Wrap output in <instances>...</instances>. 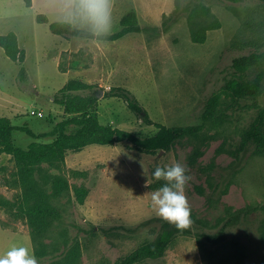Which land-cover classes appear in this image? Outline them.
Returning <instances> with one entry per match:
<instances>
[{"label": "rangeland", "instance_id": "374dc122", "mask_svg": "<svg viewBox=\"0 0 264 264\" xmlns=\"http://www.w3.org/2000/svg\"><path fill=\"white\" fill-rule=\"evenodd\" d=\"M197 5L210 10L195 20L197 28L214 19L220 22L218 29L207 31L203 43H194L190 36L188 15ZM131 11L137 15L139 33L93 43L54 35L48 24H39L38 14L52 22L40 0H32L31 7L23 0H0V35L15 33L25 51L24 62L19 64L0 49V117L10 118L16 127L12 137L17 147L26 148L35 141L20 127L42 135L38 142L52 140L48 133L67 116L53 97L69 80L95 85L101 124L138 138L154 135L157 128L135 116L124 100L104 97L110 88L128 90L163 125H199L207 99L225 84L232 60L251 49L243 44L264 34V2L259 0H116L110 33L120 29L121 18ZM253 102L224 96L217 124H209L199 138L177 140L168 151L147 154L127 142L90 145L68 152L57 167L43 163L49 180L62 177L87 194L82 204L67 196L56 199L64 211L63 221L39 242L62 247L77 239L81 255L76 264H116L156 237L159 223L147 221L159 217L145 194L165 182L154 180L151 172L156 165L177 161L191 176L186 196L193 233L222 232L223 240L216 244L181 235L159 261L145 264H263L264 210L233 217L264 205V157L253 156L252 147L243 149L242 144V131L256 115ZM256 103L263 106L264 96ZM15 171L12 157L0 154V195L12 201L21 195ZM45 187L52 192L50 183ZM0 220L5 225L0 226V250L14 231L28 237L26 247L33 253L27 220L4 207H0ZM39 264L52 263L45 257Z\"/></svg>", "mask_w": 264, "mask_h": 264}, {"label": "trees", "instance_id": "16d2710c", "mask_svg": "<svg viewBox=\"0 0 264 264\" xmlns=\"http://www.w3.org/2000/svg\"><path fill=\"white\" fill-rule=\"evenodd\" d=\"M231 3H240L244 0H225ZM264 2V0H259ZM26 7L32 6V0H23ZM210 14L205 6L197 5L191 9L188 15L190 24V36L194 43H203L206 33L220 27V22L214 19L211 23L197 28L198 17ZM36 21L39 24H48L49 31L58 36L76 37L62 26L51 22L44 14H38ZM137 15L134 11L128 12L120 20V29L110 33L102 42H113L127 34L141 31ZM235 41L234 44H239ZM251 48L247 54L235 57L232 62L229 75L220 91L213 93L206 101L202 113V121L196 126L168 127L154 121L146 108L123 87H112L104 97L120 98L127 103L128 109L147 125H154L157 132L146 138H138L119 128L101 124L97 114L98 94L95 85L84 83L80 80H69L60 88L53 97L54 104L60 106L66 116L56 123L48 133L52 140L41 143L38 140L42 135L33 133L26 127H20L22 132L33 138L26 148L17 147L12 137L16 129L10 118L0 117V154L12 157L15 163V180L21 189L20 198L17 201L8 200L0 195V207L6 208L16 218L26 219L31 227V241L33 254L39 260L45 257L51 259L52 264H76L81 255V245L77 239L65 243L47 246L40 243L39 239L49 232L52 227L61 223L64 218L63 208L57 205L56 199L67 196L78 204H82L86 198V190L83 187H72L67 181L58 177L53 180L44 174L41 165L47 163L57 167L65 161L70 151H81L90 145L112 146L127 142L131 147L147 154H155L159 151H168L173 144L181 138H199L202 131L209 124L215 125L219 119V107L224 96L230 94L234 101L239 99H252V107L256 109V115L249 126L242 131L243 149L252 147V155L264 157V105L256 103V99L264 96V34L257 39H250L243 44ZM0 49L6 57L15 63H23L25 51L19 46L17 35L9 32L0 35ZM100 92V91H99ZM221 116V115H220ZM72 129V131H68ZM50 183L52 192L48 193L46 185ZM257 209L264 210V205L253 207L238 212L233 217H240ZM194 218V217H192ZM158 222L159 229L156 237L151 241L141 243L134 251L125 256L116 264H145L149 261H159L167 247L181 235H195L198 240H207L211 243H220L223 233L208 235L205 233H193L192 228L177 230L173 225L160 218H152L147 222ZM146 223V222H145ZM144 224V223H143ZM0 226H5L0 220ZM264 245V231L261 233ZM264 264V253L262 256Z\"/></svg>", "mask_w": 264, "mask_h": 264}, {"label": "clouds", "instance_id": "9594fccd", "mask_svg": "<svg viewBox=\"0 0 264 264\" xmlns=\"http://www.w3.org/2000/svg\"><path fill=\"white\" fill-rule=\"evenodd\" d=\"M116 0H40L41 7L52 22L62 26L77 38L93 43L106 38L114 22ZM162 187L145 195L150 197L156 216L177 230L188 229L192 224V210L186 196V186L191 180L188 169L177 161L156 165L151 172ZM0 264H39L36 256L24 246H13L0 255Z\"/></svg>", "mask_w": 264, "mask_h": 264}, {"label": "crops", "instance_id": "0c3cea01", "mask_svg": "<svg viewBox=\"0 0 264 264\" xmlns=\"http://www.w3.org/2000/svg\"><path fill=\"white\" fill-rule=\"evenodd\" d=\"M28 236V235H27ZM16 242V245L12 244L13 241ZM28 240V237H23L22 235H19L18 232H11V237L8 241V244L6 246H4L1 250H0V255H3L4 253H6L8 250H10L13 246H24L26 247V241ZM30 251V250H29Z\"/></svg>", "mask_w": 264, "mask_h": 264}, {"label": "built area", "instance_id": "2783aa9c", "mask_svg": "<svg viewBox=\"0 0 264 264\" xmlns=\"http://www.w3.org/2000/svg\"><path fill=\"white\" fill-rule=\"evenodd\" d=\"M38 115H39V116H42V114H41V113H38Z\"/></svg>", "mask_w": 264, "mask_h": 264}]
</instances>
